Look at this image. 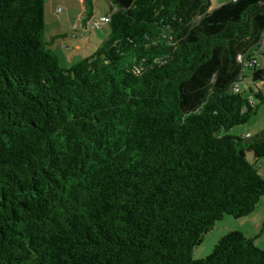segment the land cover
Instances as JSON below:
<instances>
[{
    "label": "trees",
    "instance_id": "16d2710c",
    "mask_svg": "<svg viewBox=\"0 0 264 264\" xmlns=\"http://www.w3.org/2000/svg\"><path fill=\"white\" fill-rule=\"evenodd\" d=\"M44 3L0 0V264H264L238 230L192 258L264 195V130L229 133L264 102V0H110L69 68Z\"/></svg>",
    "mask_w": 264,
    "mask_h": 264
},
{
    "label": "rangeland",
    "instance_id": "374dc122",
    "mask_svg": "<svg viewBox=\"0 0 264 264\" xmlns=\"http://www.w3.org/2000/svg\"><path fill=\"white\" fill-rule=\"evenodd\" d=\"M219 2L221 0H211V8L219 6ZM90 9L95 14L94 19L98 20L101 16L109 14L110 0H45L43 37L47 47L52 48L57 55L61 68H69L79 59L92 54L109 33L108 22H100V27L90 28V33L83 27L85 12ZM86 23L90 25L92 20ZM61 32L64 36H58ZM240 87L247 93L251 88L253 91H262L264 95V81L254 82L246 76L242 78ZM255 101L259 102L257 99ZM261 130H264V102L259 104L256 114L248 122L233 127L229 133L255 135ZM245 155L249 162H255L251 150H247ZM256 164L261 171H264V157L259 158ZM230 230H238L253 237L254 243L264 250V195L250 214L241 218L225 214L222 219L216 221L214 226L203 235L202 241L193 248L192 258L198 260L206 257L219 238Z\"/></svg>",
    "mask_w": 264,
    "mask_h": 264
},
{
    "label": "built area",
    "instance_id": "2783aa9c",
    "mask_svg": "<svg viewBox=\"0 0 264 264\" xmlns=\"http://www.w3.org/2000/svg\"><path fill=\"white\" fill-rule=\"evenodd\" d=\"M58 11H60V9H58ZM109 20H110V14H107V15L101 16L98 20L93 19L90 25L85 24L83 25V27L87 31H90V28L100 27V22H109ZM263 50H264V46H263ZM238 89H239V85L238 83H235V85L233 86V90L237 91Z\"/></svg>",
    "mask_w": 264,
    "mask_h": 264
},
{
    "label": "crops",
    "instance_id": "0c3cea01",
    "mask_svg": "<svg viewBox=\"0 0 264 264\" xmlns=\"http://www.w3.org/2000/svg\"><path fill=\"white\" fill-rule=\"evenodd\" d=\"M219 3L221 4V3H224V2L221 0V2H219ZM94 17H95V14H92V16L90 18L86 19L85 21L83 20L82 21L83 22V25L87 24L86 22H88L89 20H93ZM87 32L90 33V31H87ZM63 34L64 33L61 32V33L58 34V36H64Z\"/></svg>",
    "mask_w": 264,
    "mask_h": 264
}]
</instances>
